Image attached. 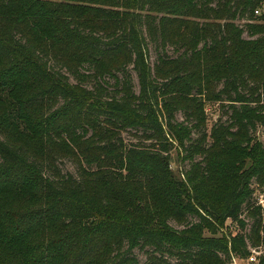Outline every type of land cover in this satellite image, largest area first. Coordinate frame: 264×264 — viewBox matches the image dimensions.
<instances>
[{
  "label": "trees",
  "instance_id": "obj_1",
  "mask_svg": "<svg viewBox=\"0 0 264 264\" xmlns=\"http://www.w3.org/2000/svg\"><path fill=\"white\" fill-rule=\"evenodd\" d=\"M258 125L264 0H0V264L249 257L225 229L264 242Z\"/></svg>",
  "mask_w": 264,
  "mask_h": 264
},
{
  "label": "rangeland",
  "instance_id": "obj_2",
  "mask_svg": "<svg viewBox=\"0 0 264 264\" xmlns=\"http://www.w3.org/2000/svg\"><path fill=\"white\" fill-rule=\"evenodd\" d=\"M151 49V59L154 61L156 59V50L153 45L150 46ZM169 52L172 53L173 50L172 48L169 49ZM138 88V86H137ZM207 112H208V131H209V136L211 134V128L214 122L219 118L223 117L225 120L228 115L224 113L223 108H221L219 103H208L206 105ZM178 119L182 120V114L178 113ZM123 136L126 138L128 142L131 141H136L135 136L133 133H130V131H124ZM255 137L256 139L264 142V125H258L257 130L255 131ZM172 156V167L175 172H179V169L182 167V160L176 150H172L171 152ZM60 169L64 173H77V165L75 162L71 159L64 158L60 159L58 161ZM255 193H254V198L258 203H260L263 207L262 213H263V218H264V186L263 185H254ZM244 219H246L247 226L242 230L241 227H239L238 224L232 223L231 221L227 222V229H225V233H228V231H232L233 233H244L248 237V243L249 247L251 249V255L249 257H242L240 255H235L231 259L229 264H254L259 262L260 257L264 258V242L261 245L258 246H253L252 241L253 239L250 236V230L251 226L253 224V219L251 217L247 216V212H244ZM190 220H198L197 218H190ZM264 221V219H263ZM171 224L177 228H181L175 221H171ZM221 235V233H219ZM133 254L138 257L140 263H144L147 260L148 254L145 249H140L139 247L135 248L133 250Z\"/></svg>",
  "mask_w": 264,
  "mask_h": 264
}]
</instances>
